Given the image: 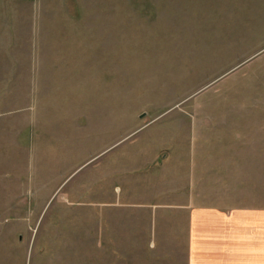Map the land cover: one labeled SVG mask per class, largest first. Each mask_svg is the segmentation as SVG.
<instances>
[{
    "label": "rangeland",
    "instance_id": "1",
    "mask_svg": "<svg viewBox=\"0 0 264 264\" xmlns=\"http://www.w3.org/2000/svg\"><path fill=\"white\" fill-rule=\"evenodd\" d=\"M237 210L262 244L264 0H0V264H214L187 219Z\"/></svg>",
    "mask_w": 264,
    "mask_h": 264
},
{
    "label": "crops",
    "instance_id": "2",
    "mask_svg": "<svg viewBox=\"0 0 264 264\" xmlns=\"http://www.w3.org/2000/svg\"><path fill=\"white\" fill-rule=\"evenodd\" d=\"M185 208H191V210H195L199 208L198 206H187ZM201 209V208H200ZM210 211V210H209ZM212 213V211H211ZM210 214V213H209ZM260 214L256 210L246 211V210H237L232 213V225L236 226L235 232L229 233L225 229V235L220 236L221 232L218 231L217 227L218 223L213 222L212 225L215 224V233L208 232V235L203 232L201 226L203 225V220L199 216L198 212H194L193 216L188 217L187 219V243H188V254L190 257L196 258L203 253L204 255H209L210 257L215 258L213 260L214 264H222L220 260L225 254L227 256L226 264H250L249 261H245V256H250V251H256L257 254L263 250L264 251V242L261 241V238L257 236V240L253 241V237L249 232L251 229L249 227H245L246 225H251L255 223L254 217H258ZM201 219V220H200ZM259 220V219H258ZM221 224L228 226L231 224L229 220L222 222ZM255 229L252 230H261L263 226L260 225L255 226ZM252 233V232H251ZM253 234V233H252ZM205 238V240H203ZM62 239V238H61ZM64 239V238H63ZM204 246H203V243ZM203 251V252H202ZM62 253V252H61ZM256 255V254H255ZM63 256H56L54 261H57L55 264H66L64 260H66ZM80 264H102L99 260L90 262L85 256L81 257ZM63 260V261H62ZM53 260H49L50 264H53ZM37 262V261H36ZM36 264H46L43 263V260L40 263Z\"/></svg>",
    "mask_w": 264,
    "mask_h": 264
}]
</instances>
